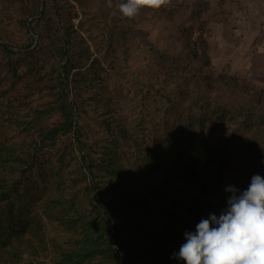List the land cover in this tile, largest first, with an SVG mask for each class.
Instances as JSON below:
<instances>
[{"label":"rangeland","instance_id":"obj_1","mask_svg":"<svg viewBox=\"0 0 264 264\" xmlns=\"http://www.w3.org/2000/svg\"><path fill=\"white\" fill-rule=\"evenodd\" d=\"M64 1L75 5L72 27L88 48L77 101L67 88L72 112L67 136L54 141L41 137L35 143L23 136L24 131H34L28 123L49 98L32 77L11 86L9 58L17 73L24 71L26 59L0 52V134L6 143L23 144L33 155L31 178L37 184L26 179L25 188L36 194L25 207L27 215L38 216V231H44L36 252L23 251L21 257L42 263L54 257L47 235H63L65 228L41 203L64 188L55 176H73L82 155L98 163L95 180L105 199L111 197V175L102 167L128 170L130 185L143 187L138 192L149 202L142 210L147 226L159 230L165 223L174 224L173 236L183 242L181 224L194 225L187 203L212 201L225 209L216 191L202 185L199 169L207 145L218 142L225 129H239L231 154L235 158L264 131V0H206L201 18L208 65L198 49L196 54L191 49L195 34L189 42L178 28L192 0L143 7L131 19L118 10L125 0H111V7L108 0H58L61 7ZM20 17L17 4L0 1V30L8 33L15 51L36 43L43 29L42 21L31 18L27 29ZM253 89L262 90L258 98ZM49 122L54 126L62 121L52 115ZM81 185L74 186L75 201L81 208L89 207Z\"/></svg>","mask_w":264,"mask_h":264},{"label":"trees","instance_id":"obj_2","mask_svg":"<svg viewBox=\"0 0 264 264\" xmlns=\"http://www.w3.org/2000/svg\"><path fill=\"white\" fill-rule=\"evenodd\" d=\"M0 1L17 4L21 23L27 29L29 18L43 22L36 43L18 46V51L9 43L8 33L0 30V52L9 55L19 53L26 59L24 71L17 73L9 58L11 86L16 80L32 77L40 82L45 96L49 98L44 106L34 111L28 123L34 131H24L23 136L34 143L41 137L40 140L54 141L55 137L67 136L72 117L67 88L70 87L77 101L78 89L85 80V70L81 68L88 49L80 32L72 27L71 18L77 14L76 7L69 1H64L65 7H61L58 0H50V4L42 0ZM206 5V0H192L186 21L178 27L180 34L189 42L195 34L191 49L195 54L197 49L200 51L204 65H208L209 61L208 42L203 35L201 18ZM26 31L30 34L29 30ZM252 87L249 85L250 89ZM255 91L253 89L258 98L262 90ZM52 115L62 121L60 125L51 126L49 118ZM187 128L193 130L194 125L188 123ZM238 130L225 129L226 134L218 142L207 145L205 159L199 169L202 185L208 191H216L225 208L231 195L225 191L227 186L244 190L253 175L264 177V131L255 143L246 144L233 158L234 136ZM81 159L83 162L79 161L82 164L77 165L73 176H55L61 179L60 184L64 188H59L53 198L41 203L48 215L54 216L65 228L63 235H47L54 257L46 263L37 259H22L23 251L28 254L36 252L39 237L44 232L38 231V216L27 215L25 207L36 194L35 190L31 192L25 188L26 179L37 184V180L31 178L33 155L28 148H23V144L6 143L0 134V264H183V261L173 258V253L178 252L185 241L178 243L175 240L174 224L165 223L159 230L147 226L142 210L149 202L144 194L138 192L143 187L130 185V172L114 165L102 167L111 175L108 185L111 197L105 199L95 180L94 167L99 168L98 163H93L84 155ZM134 174L139 177L141 171L136 168ZM77 184H82V194L87 198L89 207L81 208L76 203L74 186ZM214 203L200 201L186 204L188 212L194 217V225L190 227L182 223V236L185 231L194 232L196 224L208 218L209 214H220L221 210Z\"/></svg>","mask_w":264,"mask_h":264},{"label":"clouds","instance_id":"obj_3","mask_svg":"<svg viewBox=\"0 0 264 264\" xmlns=\"http://www.w3.org/2000/svg\"><path fill=\"white\" fill-rule=\"evenodd\" d=\"M169 0H125L118 5L123 18H135L141 8H159ZM111 7V0H108ZM226 208L209 214L185 231V243L173 258L183 264H264V177L255 174L246 189L229 185Z\"/></svg>","mask_w":264,"mask_h":264}]
</instances>
